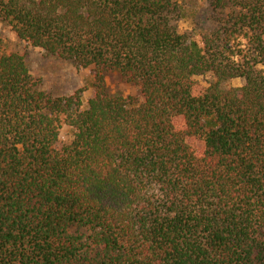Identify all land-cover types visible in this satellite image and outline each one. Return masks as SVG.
Here are the masks:
<instances>
[{"label":"trees","instance_id":"trees-1","mask_svg":"<svg viewBox=\"0 0 264 264\" xmlns=\"http://www.w3.org/2000/svg\"><path fill=\"white\" fill-rule=\"evenodd\" d=\"M190 1L0 0L92 90L50 95L0 38V264H264V0Z\"/></svg>","mask_w":264,"mask_h":264},{"label":"rangeland","instance_id":"rangeland-1","mask_svg":"<svg viewBox=\"0 0 264 264\" xmlns=\"http://www.w3.org/2000/svg\"><path fill=\"white\" fill-rule=\"evenodd\" d=\"M186 6L193 5L190 0H179ZM196 19L201 29H209L212 23L211 13L207 8H200ZM179 30L187 32L191 30L190 23L187 20L179 22ZM0 38L3 39L8 47V51L16 52L22 55L28 67L34 76L41 82V88L54 97L71 95L78 90L83 89L82 99L84 105L92 96V90L88 84L91 80L89 70L76 69L67 62L58 61L54 58H49L43 55L38 49H33L26 46L25 43L17 41L10 30L0 24ZM208 77H198L196 81L199 85L205 86ZM107 90L110 94L120 95L124 98L129 96L137 97V91L134 86L125 84L115 74H110L105 77ZM243 84L240 80L229 82L228 87H239ZM71 140L70 130L62 126L59 130L58 146L68 143ZM191 145L199 146L193 141H189Z\"/></svg>","mask_w":264,"mask_h":264}]
</instances>
